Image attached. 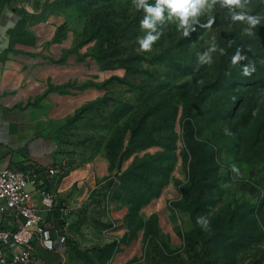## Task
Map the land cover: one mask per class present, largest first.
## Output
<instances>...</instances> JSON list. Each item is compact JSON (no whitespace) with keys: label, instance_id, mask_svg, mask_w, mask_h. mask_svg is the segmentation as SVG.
<instances>
[{"label":"rangeland","instance_id":"obj_1","mask_svg":"<svg viewBox=\"0 0 264 264\" xmlns=\"http://www.w3.org/2000/svg\"><path fill=\"white\" fill-rule=\"evenodd\" d=\"M45 1L68 17L74 58L108 77L103 102L75 113L58 135L72 155L60 166L62 177L76 169L93 172L84 179L88 189L72 212L79 222L67 232L58 264H264V0H246L237 9L261 18L250 34L246 22L232 21L216 0L186 36L174 22L158 24L159 38L148 51L138 43L147 31L140 27L145 13L133 0ZM212 43L217 47L210 52ZM224 52L229 74L215 86V63ZM237 53L242 58L233 63ZM209 71L205 88H190L193 77ZM188 89L192 96L183 108ZM175 104V122L153 135L167 152L173 125L174 153L135 140L136 124L155 125L157 105L165 110ZM189 104L201 137L214 147L218 211H211L208 192L193 205L181 154V120ZM169 157L177 161L171 172ZM206 206L208 213L198 212ZM227 210L237 213L231 227L209 218Z\"/></svg>","mask_w":264,"mask_h":264},{"label":"crops","instance_id":"obj_2","mask_svg":"<svg viewBox=\"0 0 264 264\" xmlns=\"http://www.w3.org/2000/svg\"><path fill=\"white\" fill-rule=\"evenodd\" d=\"M9 21L14 27L0 33V164L56 167L59 178L51 186L56 205H70L73 212L88 189L84 179L93 172L76 169L62 177L60 166L72 155L58 135L67 119L103 98L108 77L74 58L68 17L45 0H0V29ZM77 222L71 213L68 233ZM12 224L13 218L3 222ZM53 246L35 245L39 264H58L65 246L56 241Z\"/></svg>","mask_w":264,"mask_h":264},{"label":"built area","instance_id":"obj_3","mask_svg":"<svg viewBox=\"0 0 264 264\" xmlns=\"http://www.w3.org/2000/svg\"><path fill=\"white\" fill-rule=\"evenodd\" d=\"M58 178L54 166L24 170L0 164V264H39L37 243L66 245L73 208L56 205L51 186ZM6 218H13L11 227L3 225Z\"/></svg>","mask_w":264,"mask_h":264},{"label":"trees","instance_id":"obj_4","mask_svg":"<svg viewBox=\"0 0 264 264\" xmlns=\"http://www.w3.org/2000/svg\"><path fill=\"white\" fill-rule=\"evenodd\" d=\"M74 52V48H73ZM226 52H224L220 59L217 60L215 63L214 71L217 72L216 75H213L215 78L216 85L219 84H225L228 74H229V59L226 58ZM212 70V68L210 69ZM211 72L205 73L203 76L193 77L190 81L192 82L190 88L193 89L195 92L200 88H205V84L210 83L209 81L212 80V75H210ZM113 80V79H111ZM243 80L236 81V84H241ZM190 83V82H189ZM107 83H104L103 86H105ZM212 84V83H211ZM189 88V89H190ZM198 88V89H197ZM189 89L187 91H183L185 93L182 94V102H183V108H185L187 105V99L188 97L192 96L190 94ZM194 96V95H193ZM99 102H103L102 98L97 100L96 102L89 104L88 106L83 107L80 109L78 113L85 112L89 109H91L92 105H96ZM178 104H175L174 106L168 107V109L163 110L162 105H157L156 110L160 111L161 114L157 116L158 119H156L155 125L151 127L150 125L147 126V128H143L140 124H136L134 127V136L136 137V141L140 142V140L146 142V144L153 145V144H161L164 148V144L160 143V139L157 137H153L155 133L163 131V126L169 121L170 123L173 121L175 122V117L177 115L178 111ZM193 106L190 104L184 111V115L187 118H184V120H181V139H182V149L181 154L183 157V162L185 164V168L187 166L188 174L190 177V186L191 189L194 191V199H193V205L197 206V203H201L202 199L206 197L205 193H210V199L213 198V201L209 202V204L213 205V210L218 211V199L216 197L217 191L219 190V180L215 168L214 163V147L210 146L206 140H204L201 137V131L202 129L196 126L195 122L193 121ZM170 135L169 140L170 143L167 146V152L164 148V152L171 154L174 153L175 145L174 143L177 142V135L174 131V126L172 125L169 128ZM144 138V139H143ZM189 159V162H187ZM176 159H171V157L167 158V165L169 168V171L171 172L172 168L174 167V164H176ZM155 169V167H154ZM139 175H142L139 174ZM141 180H143L146 184L149 183L148 178L142 176L139 177ZM204 212L208 213V207L206 206L205 209L198 210V212ZM212 214V213H211ZM192 217L195 216V213H191ZM237 213L234 211L227 210L226 212H220L219 216H214V213L209 216V218H214L217 223L221 222L227 225H230V227L233 225L234 222H237ZM193 219V218H192ZM216 223V224H217ZM66 245L67 241H66Z\"/></svg>","mask_w":264,"mask_h":264},{"label":"clouds","instance_id":"obj_5","mask_svg":"<svg viewBox=\"0 0 264 264\" xmlns=\"http://www.w3.org/2000/svg\"><path fill=\"white\" fill-rule=\"evenodd\" d=\"M246 0H220V7L227 8L232 21H245L247 27L245 32L251 33L256 25L260 24L261 18L259 16L249 15L244 11H237L245 7ZM216 0H155V3H149L148 0H133V5L136 9H142L145 13L143 19L140 21L142 30H147L143 38H139V48L141 51H148L152 44L158 40L160 33L156 32L158 24H163L165 21L174 22L178 29H183V35H188L192 25L197 23L198 17L203 11L213 8ZM165 13H167L165 15ZM212 21H209L211 24ZM14 27V24L9 21L8 24L0 29V33L6 32L8 28ZM153 32H156L153 35ZM5 45L7 37H4ZM217 45L212 43L209 51H215ZM242 57L239 53L233 58V63H236ZM210 59V58H209ZM248 72V68L243 70ZM235 170L236 166L231 165ZM197 223L207 226L208 221L204 217H198Z\"/></svg>","mask_w":264,"mask_h":264}]
</instances>
